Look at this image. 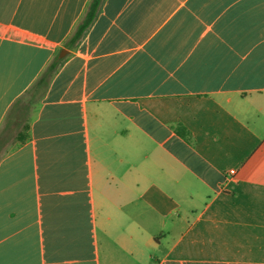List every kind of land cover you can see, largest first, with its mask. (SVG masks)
<instances>
[{
  "label": "crops",
  "instance_id": "0c3cea01",
  "mask_svg": "<svg viewBox=\"0 0 264 264\" xmlns=\"http://www.w3.org/2000/svg\"><path fill=\"white\" fill-rule=\"evenodd\" d=\"M89 1L0 0V132L68 50L0 156V264H264V0H106L70 50Z\"/></svg>",
  "mask_w": 264,
  "mask_h": 264
},
{
  "label": "trees",
  "instance_id": "16d2710c",
  "mask_svg": "<svg viewBox=\"0 0 264 264\" xmlns=\"http://www.w3.org/2000/svg\"><path fill=\"white\" fill-rule=\"evenodd\" d=\"M105 2L106 0L89 1L81 20L78 22L72 35L66 42V48L70 50L76 49L81 44V42L86 38L94 23L100 16L104 8ZM65 61L66 58L61 59L58 55H56L50 61L38 81L32 86L31 90L28 92V102L25 103L24 98L18 100L13 106L10 113L8 114L4 129H6V127L8 126L10 127L14 124L19 123L20 119H24L22 130L18 134L19 143L13 149L18 148L19 146L23 145L27 140H29L30 120L32 118V114L37 109L40 100L48 91L53 78L64 65ZM180 134L185 137H188L184 128L180 130Z\"/></svg>",
  "mask_w": 264,
  "mask_h": 264
},
{
  "label": "rangeland",
  "instance_id": "374dc122",
  "mask_svg": "<svg viewBox=\"0 0 264 264\" xmlns=\"http://www.w3.org/2000/svg\"><path fill=\"white\" fill-rule=\"evenodd\" d=\"M29 100V96L24 97L25 103ZM24 119H20L19 123L6 127L0 132V156L13 149L18 143V134L22 130Z\"/></svg>",
  "mask_w": 264,
  "mask_h": 264
},
{
  "label": "water",
  "instance_id": "95a60500",
  "mask_svg": "<svg viewBox=\"0 0 264 264\" xmlns=\"http://www.w3.org/2000/svg\"><path fill=\"white\" fill-rule=\"evenodd\" d=\"M66 55H68V50H62V52L60 53V57L61 58H64V57H66Z\"/></svg>",
  "mask_w": 264,
  "mask_h": 264
},
{
  "label": "built area",
  "instance_id": "2783aa9c",
  "mask_svg": "<svg viewBox=\"0 0 264 264\" xmlns=\"http://www.w3.org/2000/svg\"><path fill=\"white\" fill-rule=\"evenodd\" d=\"M231 174L234 175L235 174V171H231Z\"/></svg>",
  "mask_w": 264,
  "mask_h": 264
}]
</instances>
